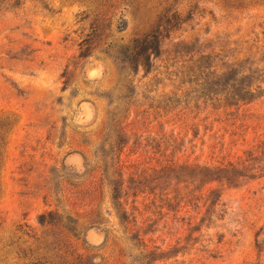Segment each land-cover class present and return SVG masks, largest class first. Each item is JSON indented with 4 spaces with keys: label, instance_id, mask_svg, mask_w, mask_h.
<instances>
[{
    "label": "rangeland",
    "instance_id": "rangeland-1",
    "mask_svg": "<svg viewBox=\"0 0 264 264\" xmlns=\"http://www.w3.org/2000/svg\"><path fill=\"white\" fill-rule=\"evenodd\" d=\"M18 2L0 0V264H264V0H170L191 20L146 71L119 51L157 14ZM197 53L205 75L185 72ZM50 210L98 218L73 238L37 225Z\"/></svg>",
    "mask_w": 264,
    "mask_h": 264
},
{
    "label": "trees",
    "instance_id": "trees-1",
    "mask_svg": "<svg viewBox=\"0 0 264 264\" xmlns=\"http://www.w3.org/2000/svg\"><path fill=\"white\" fill-rule=\"evenodd\" d=\"M13 5L16 7L19 5V0H12ZM80 2L88 1L90 3H96L97 7L99 9H103V11H106L107 9L112 8L111 1L112 0H77ZM118 1V0H115ZM223 3H227L229 5L230 9H245L246 7V2L247 0H218ZM123 4L126 6L134 9V12L136 13L139 9H145L146 13H151L153 12L154 14H157V22H156V27L154 31L148 32L144 35H142L139 38L134 39L129 43V45L122 47L119 51V54L131 65V68L138 69L140 67L143 71H146L149 67H151V59L152 58H157L160 56V44L161 41L171 34V32L180 30L181 26L185 24L186 22L191 20L192 12H189L186 16H183L181 12H179L175 8V2L171 4L170 0H120ZM90 33L85 36V38L82 40V42L79 44V46L85 47L84 49L87 50L90 42L95 39L96 35V29L93 27V24H90ZM183 44L182 42H179ZM106 48H111L110 46H107ZM81 49V48H80ZM197 58H191L190 60L187 61V66L185 69V72L192 73L193 75H205L201 71V69L206 72L209 70V68H212L211 66L207 65L208 60L210 59V54H204V53H197ZM85 56V52L82 51L79 53V58H82ZM209 73V72H208ZM217 71H214L210 74H216ZM113 149L112 147V158L110 159L111 165L106 167V173L107 170L112 169L110 172V178L111 177H121L122 173V161L120 160V152L117 153L114 157L113 154ZM116 152V149H115ZM94 165L93 169L90 171H96V174L98 175V178L96 179L97 182L102 183V174L98 173L99 172V166L96 163H92ZM86 170L80 177L78 178V183L74 184L75 186H72L70 182V178L68 176H63L61 175V171L59 169L55 168V175L57 179V185L62 186L63 184L72 186V188H78L80 185V180L81 178L88 177ZM136 176V181L139 179ZM76 178V179H77ZM89 178V177H88ZM95 179V176L91 177ZM134 179V177H132ZM139 181V180H138ZM113 186V185H111ZM58 188V187H57ZM116 188L112 187L111 190V195L113 200L116 199L114 197V193L116 192ZM45 195L43 199L45 200L46 198H49L50 195L47 190L49 188L44 189ZM55 198L58 196L59 199L64 198V191L61 189H57ZM114 204V203H113ZM113 206H116L113 205ZM93 213V212H92ZM88 213L86 216H80L75 217L73 222L70 221V217L66 214L64 216L63 213L60 215L54 211H46L38 215L36 219V223L39 227H54L56 225H61L62 221L65 222H71L74 225V228L67 229L69 233H71V236L75 238L76 236L74 235L75 230H77L76 235H80L82 233L83 229V224L84 223H91L94 224L95 221L97 220V215ZM23 258H25V255H23ZM38 262L35 263H28V264H37ZM69 264H87L86 262L81 263V258H76L75 263H69Z\"/></svg>",
    "mask_w": 264,
    "mask_h": 264
}]
</instances>
